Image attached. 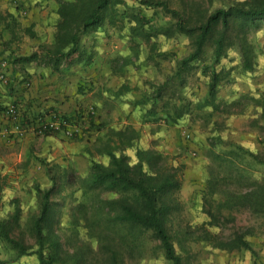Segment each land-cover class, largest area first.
I'll return each mask as SVG.
<instances>
[{
	"label": "rangeland",
	"instance_id": "1",
	"mask_svg": "<svg viewBox=\"0 0 264 264\" xmlns=\"http://www.w3.org/2000/svg\"><path fill=\"white\" fill-rule=\"evenodd\" d=\"M52 1L50 7L53 3L57 5V0ZM143 1L159 0H123L111 5L106 11L104 28L89 31L80 38L82 53L79 60L55 73L65 85L62 103L69 102L67 107L73 113L87 105L94 106L92 123L85 128L83 135L67 137L74 140L86 136L81 149L57 148L55 144H62V141L56 137L52 144L43 140L40 144L35 143L36 146L29 144L32 151H28V142L22 138L42 136L31 132L10 143L0 141V218H10L11 235L34 245L32 222L40 208L35 185L41 188L50 185L44 169L45 161L37 158H46V162L60 166L71 163L78 173L84 174L89 166V150L92 151L93 146L99 143L98 138L102 136L104 139L108 127L130 123L139 133V145L167 154L170 165L174 167L172 169H177L181 178V186L175 196L180 206L170 220L168 230L176 251L183 257V264H264V219L248 210L232 208L223 209V217L218 223L210 224L206 209L216 212L217 202L222 197L214 193L204 198L202 193L209 176L206 150L217 138L242 145L264 157V133L256 126V108L246 96L264 92L263 21L257 22V26L255 22L248 24V40L254 44L256 53L253 70L242 69L234 46L227 47L222 57L214 59L213 43L208 41L201 56L182 70L181 78L177 76L168 81L180 59L191 52L190 37L172 29L168 31L170 35L162 32L163 26L172 27L170 14L160 4ZM163 1L170 8L182 10L191 24L215 7L250 0ZM9 2L13 10H0L3 49L9 46L8 50L14 52L12 57L39 50L42 53L40 44L51 43V31H55V27L45 25L41 8L34 11L40 14L39 21L31 24L29 9L19 3L16 5L18 0ZM47 8L42 11H47ZM55 15L48 21L56 22V10ZM5 17L7 23L3 21ZM136 17H141V30L149 36L141 34L140 26L136 27ZM4 56L7 62L11 61L9 55ZM213 70L220 75L217 92L212 99L218 107L214 108L210 103L199 107L207 97ZM165 82L167 84L161 95L153 102L157 97L154 95L156 87ZM121 84L127 87L123 89V98L113 92ZM128 96L131 99H125ZM166 112L174 118L167 116ZM100 125L102 128L97 130ZM184 131L189 133L188 137H185ZM217 146L220 143L217 142ZM49 157L56 161L52 162ZM50 198L53 216L48 227L58 235L63 257L78 247L82 256L79 264H108L106 253L102 252L94 238L88 236L84 226L74 225L77 233L71 238L70 227L73 224L66 191L55 190ZM237 231L244 232V239L250 243V248H219L213 245L215 239L227 240ZM206 232L209 238L203 239ZM114 243L122 248L116 240ZM15 254L14 249L0 239V264H38L34 255L13 260ZM121 257V264H169L158 247V241L153 238L144 241L142 255L129 256L123 252ZM54 264L71 263L60 260Z\"/></svg>",
	"mask_w": 264,
	"mask_h": 264
},
{
	"label": "trees",
	"instance_id": "2",
	"mask_svg": "<svg viewBox=\"0 0 264 264\" xmlns=\"http://www.w3.org/2000/svg\"><path fill=\"white\" fill-rule=\"evenodd\" d=\"M57 1L55 10L58 19L51 43L40 44L42 53L39 50L19 55L14 57L13 62L36 61L50 66L52 73L65 70L79 60L82 53L79 49L80 38L89 31L102 26L104 28L106 11L111 5L123 0ZM143 2L160 4L170 14L172 27L163 26L162 32L170 35L168 31L172 29L190 37L192 50L180 59L174 76L168 81L177 76L180 79L182 70L201 56L208 41L213 43L214 59L222 57L227 47L234 46L239 53L242 69L253 70L256 53L254 44L248 40V24L255 22L257 26L261 20L264 24V0L235 1L226 6H218L191 24L182 10L170 8L163 0ZM136 20V27L140 26L141 30V17H136ZM140 32L149 36L146 31ZM219 79L220 75L213 70L210 73L207 97L199 107L207 103L214 108L218 107L212 99L217 92ZM166 84L156 87L154 95L157 97L153 102L157 101ZM123 89L127 87L121 84L113 92L123 98ZM246 96L256 108V126L264 133V92L257 96ZM125 99L131 98L128 96ZM77 113L62 115L71 117ZM166 114L174 118L169 112ZM38 115L46 116L38 113L32 117ZM101 128L102 125L97 130ZM138 139L139 133L130 123L108 127L104 139L99 137V143L93 146V150L88 149L89 166L84 174L78 173L71 163L60 166L45 161V173L50 185L46 188L35 185L40 206L32 222L35 244L24 243L11 235L10 218H0V239L14 249L16 254L13 260L34 255L38 264H54L60 260H69L71 264L80 263L82 256L78 253V247L63 257L61 241L48 227L53 216L50 197L55 190H65L70 200V221L73 224L70 227L71 238L77 233L74 225L84 226L88 236L94 238L102 252L106 253L108 264H121L123 252L129 256L142 255L144 241L148 238L158 241V247L169 264H183V257L176 251L168 230L170 220L179 210L180 202L175 196L181 186V178L177 169H172L174 167L170 165L167 154L153 147H141ZM217 142L220 143L219 147ZM206 156L209 176L202 193L204 198L214 193L222 197L217 202L216 212L206 209L208 222L217 224L219 218L223 217L222 210L232 208L248 210L261 220L264 219V157L242 145L221 141L220 138L207 147ZM60 169L61 172L57 173ZM13 215L16 216V213ZM205 234L202 238L208 239L209 233ZM243 234L237 231L227 240L215 239L213 245L219 248H250ZM115 240L122 248L115 245Z\"/></svg>",
	"mask_w": 264,
	"mask_h": 264
},
{
	"label": "crops",
	"instance_id": "3",
	"mask_svg": "<svg viewBox=\"0 0 264 264\" xmlns=\"http://www.w3.org/2000/svg\"><path fill=\"white\" fill-rule=\"evenodd\" d=\"M51 2L53 1L52 0H18L17 3L15 2V4L16 5L18 3L22 4L23 7L29 9L28 14L29 16H31L30 19L31 24L32 22H38L40 19L38 17L40 16V14H43V16L41 15V17L45 19L44 22L45 25L47 24L54 28L56 22L55 21L49 22L48 20L50 17L53 18L52 15L56 17L55 9L57 5L53 3L52 4L53 7H50ZM10 5L11 3L9 2V0H0V10H2L1 8H6L7 10H13ZM47 6H48L47 11H42V9H45ZM40 8H41L40 14L34 12ZM3 21L7 23L8 22L7 17H5ZM53 33H54V29L53 31H51V35H52L51 38H53ZM2 46L3 45L1 44V39H0V58L3 59L5 58L4 55H9L11 61H8L9 63L8 82L4 84L0 81V124L5 122V120L2 119V112L4 109L2 107H4L8 103H16L19 106L20 110H22L23 114L27 117H32L33 115H36L38 113L46 115L51 110H56L58 112L68 113V114L73 112L70 108L67 107V105H69V102L62 103V101L64 100L63 93H64L65 85L62 84V82L59 79V76L51 72L50 66L36 61H31L28 63L17 62V61L13 62L15 56L12 57V55H14V52L12 53L11 51H9L10 50L9 46H6L7 48L5 49H3ZM33 137L27 136L22 138L25 139L24 141L28 142V146H29L27 149L28 151H32V146L29 144L36 146L35 143L40 144V140H43L47 143L50 142V144H52L53 140L56 137L61 138L62 141V144L60 143L55 144L57 148L60 146L63 147L65 146L66 149L68 150L74 149L78 151L79 148L81 149L84 146L83 139L86 136L78 139L75 138L74 140L68 139L67 137L63 136L61 133H48L42 136H37V138H33ZM16 139L20 140L21 138L18 137L15 138L14 136L0 135V141H4L6 143H10V141L12 140L14 141ZM0 148H1V143H0ZM27 150L25 152H27ZM33 153H35L36 155L37 152L36 151L34 152L33 150ZM50 158L52 157L48 158L49 160H52V162L56 161V159H50ZM37 159L39 161L42 159L43 161H48L46 158H42V157H38ZM26 161L27 159H25V162ZM61 161L65 162L64 160Z\"/></svg>",
	"mask_w": 264,
	"mask_h": 264
},
{
	"label": "built area",
	"instance_id": "4",
	"mask_svg": "<svg viewBox=\"0 0 264 264\" xmlns=\"http://www.w3.org/2000/svg\"><path fill=\"white\" fill-rule=\"evenodd\" d=\"M9 63L0 58V81L6 84L9 80ZM77 114L67 117L60 112L50 111L46 116L38 115L36 118L25 116L19 106L15 103H8L2 115L5 122L0 124V135H13L23 137L28 132L34 134L61 133L65 137H79L83 135L85 128L88 127L91 118L95 113L93 105H87L79 109ZM185 137L189 133L183 132Z\"/></svg>",
	"mask_w": 264,
	"mask_h": 264
}]
</instances>
